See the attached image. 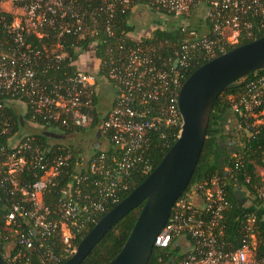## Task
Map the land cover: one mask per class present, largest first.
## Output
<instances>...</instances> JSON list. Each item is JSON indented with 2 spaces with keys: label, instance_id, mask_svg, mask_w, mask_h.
Here are the masks:
<instances>
[{
  "label": "built area",
  "instance_id": "built-area-1",
  "mask_svg": "<svg viewBox=\"0 0 264 264\" xmlns=\"http://www.w3.org/2000/svg\"><path fill=\"white\" fill-rule=\"evenodd\" d=\"M120 6L124 8L119 9ZM201 8L204 9L201 10L202 20L209 24L204 27V31L207 33L210 30L212 36L201 37L196 30H188L189 18ZM119 10L121 13L130 10L131 17L141 16L143 11L181 19V28L193 39L182 46L183 51L175 62V70L157 68L153 56L143 45L128 48L120 46L119 42L115 46L113 42L108 45L111 50L108 75L116 84V97L100 127V133L110 136L113 145L122 150L123 155L109 168L106 167L105 156L97 157L91 162L90 168L92 172L107 178L105 184L99 183L100 193L114 202L118 200L119 182L143 161L142 153L148 144L149 131L160 130L164 125L181 129L178 96L182 85L181 73L177 68L186 63L189 52L200 49L206 54H213L224 51L227 44H237L242 32H247V36L251 37L254 28L252 21L246 18L249 13L253 18H260L256 26L264 33V0H0V110L7 105L15 108L16 103L27 106L20 99L25 97L39 116L54 121L60 120L63 115L68 116L75 126L86 128L91 121L88 109L93 107L90 97L99 78H103L99 76L100 59L93 49L101 44L104 37H115L113 21L118 17ZM49 31L58 38L78 37L75 43L77 47H82L79 42L88 39L87 48L92 49V53L83 52L76 61V75L60 85L49 86L38 78L35 64L40 52L32 50L26 41V35L41 37ZM138 37L135 33L126 36L134 40ZM64 46L57 44V49L51 51L53 59L62 61L67 58ZM114 47L120 48L116 59L112 55ZM84 54L90 55V61L98 65L94 71L81 68ZM116 63H121V66ZM263 90L264 75L252 83L247 96L233 108L241 110L247 117L253 115L262 106ZM167 96L168 107L153 116L152 112L160 107L154 108L152 102L156 103L161 97L166 99ZM65 119L61 121L62 124H66ZM10 131L5 123L1 134ZM22 133L10 136L6 146L0 147V190L11 186L28 197L31 204V207H27L14 203L7 215L9 224H16L18 218L32 222V229L21 233L16 245L31 250L35 237L50 236L60 228L65 244L64 254L74 255L77 247L73 240L76 237L69 224L85 225L80 217L83 207L78 200L79 195L69 193L63 200L62 222L51 220L49 209L42 205L44 191L52 178L60 173L65 161L63 158L49 161L42 148L35 146L33 134ZM30 162L44 172L32 185L31 192L21 186L18 180ZM200 189L203 190L201 194L198 193ZM194 196L199 198L200 204L192 200ZM92 206L93 214L85 211L88 213L86 221H93L96 213L105 211L101 203H92ZM229 207L230 202L226 199L224 185L219 178L215 177L210 184L195 187L187 198L176 202L168 224L156 237L155 248L164 249L174 243L180 244L191 252L185 264H264V260L253 259L248 243L235 251L225 248L221 237L224 235V212ZM255 223V218L249 217V230H254ZM254 234L251 235L253 240ZM2 238L8 240L6 235Z\"/></svg>",
  "mask_w": 264,
  "mask_h": 264
},
{
  "label": "trees",
  "instance_id": "trees-1",
  "mask_svg": "<svg viewBox=\"0 0 264 264\" xmlns=\"http://www.w3.org/2000/svg\"><path fill=\"white\" fill-rule=\"evenodd\" d=\"M87 6L89 3L86 4ZM124 8L120 6L119 9ZM156 12V10H154ZM164 19V27H154L148 30L149 34L140 35L137 39L126 38L128 33H137V27L132 22L130 10L121 13L119 10L118 17L113 21L115 29V37H104L101 44L93 49L96 57L100 59L99 76L108 81L115 89V82L108 75V68L111 66L108 62L109 52L108 45L113 42H119L125 48L143 45L148 49L154 58V64L157 68H172L175 70V62L181 57L182 46L193 38L184 32L180 23L173 21V17L165 14L161 15ZM160 16V17H161ZM246 18L252 21L253 35L247 36V32H242L237 44H227L224 51H217L213 54H206L203 50H195L189 52L186 63L177 68L181 73V85L189 78V76L200 66L208 61L230 51L238 46L250 43L262 36L264 33L257 28L259 17H254L249 13ZM171 19V22H169ZM169 22V23H168ZM200 27L189 26L188 30L194 29L199 36H212L209 30L202 34L204 27L209 24L203 20L199 22ZM211 27V26H210ZM78 37L58 36L52 32H46L41 37L33 34L26 35V41L30 43L31 49L40 52L37 58L35 70L38 78L44 83L51 85L63 84L66 80L74 77L78 71L76 61L80 55L85 52L92 53V49L87 48L88 39L79 42L82 47L75 46ZM106 42V43H105ZM57 44H64V51L68 56L62 61L53 59L51 51L57 49ZM120 48H112L114 59L118 58ZM178 53V55H177ZM121 66V63H116ZM123 67V66H122ZM264 75V70L252 73L246 77L233 83L226 91H224L215 101L211 113V123L208 130L207 138L203 147V151L194 172L192 180L186 192L179 198H187L195 187H199L204 183H209L216 177L222 181L225 190L226 199L230 202V207L224 212V235L221 241L225 244V248L235 251L248 243L252 250L253 259L256 261L264 260V180L259 174L258 169H264V122H258L261 113L264 112V90L262 97V106L254 111L253 115L242 113L241 110H235L233 106L240 104L247 96L252 88V83ZM100 80V78H99ZM92 108H89L91 121L86 128H80L74 125L68 116H62L58 121L50 120L44 116H39L34 109L31 108L27 98L22 97L23 103L27 106L22 114L17 112L11 105H7L5 109L0 110V147L6 146L8 138L14 134H21L27 130L23 125L21 118L29 125L43 128L39 133H32L35 146H39L46 154L49 161L53 158H63L64 167L60 173L52 178L47 189L43 193L42 205L50 211V219L59 222L64 221L62 215V203L67 194L74 196L79 195V202L82 205L80 213L84 226L69 224L75 240L74 246L86 237L93 227L102 219V217L112 210L118 203L125 199L138 185H140L148 176V174L158 166L166 153L176 142L180 128L172 125H164L160 130H150L148 133V144L145 145L142 153L143 161L139 162L131 174L124 176L119 182L121 187L118 190V200L112 201L110 198L100 193L99 183L105 184L107 181L104 175L91 171V162L93 159L105 156L106 167H111L113 163L123 155V151L117 149L110 140V136H103L100 133V127L105 120L98 110L99 96L96 94V88L93 89ZM155 109L153 116L164 111L169 105V98L161 97L159 101L152 102ZM242 109V107H240ZM160 111V112H159ZM234 112L237 116L239 126L241 128V142L238 144L236 152L232 155L224 146L225 135L220 124L219 118L224 117L227 112ZM151 114V115H152ZM258 115V117H255ZM66 118V119H65ZM66 120V124H62V120ZM8 124L11 131L7 134H1ZM220 125V126H219ZM88 130H96L97 138L107 139L109 146L104 149L96 150L85 162L81 157V150H76L74 146L67 145L62 139H54L45 134V132H56L67 136L79 134ZM99 134V135H98ZM83 163H86L83 167ZM44 172L40 170L36 164L29 163L25 166L24 171L18 177L19 184L27 187L31 192L32 185L43 176ZM125 185V187H124ZM239 187L245 193L242 204L238 202L235 188ZM80 191V194H77ZM203 190L200 189L202 193ZM88 197V198H86ZM28 197L23 196L19 191L13 190L11 186H6L0 190V255L5 258L9 264H63L73 256L64 254L65 244L62 240V231L60 228L53 232L50 236L41 238L35 237L34 247L26 250L16 245L18 236L21 233L28 232L32 229V222L29 220L18 218L16 224L7 222V215L11 205L20 203L24 206L31 207L27 200ZM92 203H101L105 207L102 213H96L94 220L86 221L88 213H94ZM143 207H139L131 211L125 216L112 230H110L104 238L95 246L88 257L82 264H107L113 260L122 250L127 241L137 217ZM88 209V210H86ZM87 211L88 213H86ZM253 217L256 220L254 230H249L248 220ZM255 233V240L251 235ZM8 236V240L4 241L3 236ZM15 239V240H14ZM189 239V237H188ZM10 245L13 246L12 250ZM190 251L174 243L171 246L160 249L155 248L148 264H185L190 256ZM7 255V257H5ZM57 259H61L58 261Z\"/></svg>",
  "mask_w": 264,
  "mask_h": 264
},
{
  "label": "water",
  "instance_id": "water-1",
  "mask_svg": "<svg viewBox=\"0 0 264 264\" xmlns=\"http://www.w3.org/2000/svg\"><path fill=\"white\" fill-rule=\"evenodd\" d=\"M261 70H264V36L227 51L195 70L179 92L182 125L174 145L146 179L102 217L63 264H82L104 236L141 204L143 207L122 250L107 264H148L156 237L168 224L176 202L188 189L197 169L215 101L233 83ZM21 120L30 133L42 131ZM45 134L58 140L66 138L56 132ZM235 192L242 204L245 193L239 187ZM0 264L9 263L0 255Z\"/></svg>",
  "mask_w": 264,
  "mask_h": 264
},
{
  "label": "rangeland",
  "instance_id": "rangeland-1",
  "mask_svg": "<svg viewBox=\"0 0 264 264\" xmlns=\"http://www.w3.org/2000/svg\"><path fill=\"white\" fill-rule=\"evenodd\" d=\"M201 10L204 9H199V11H196L194 15L189 18V26H195V27H200L199 22L202 20L201 16ZM141 16L133 15L132 16V22L134 25L137 27V33L138 35H144V34H149L148 30L154 27H164V19L163 17H160L159 15H155L154 13L149 12H143L142 11ZM175 22H182L181 19H173ZM169 22H171V19H169ZM168 22V23H169ZM201 28V27H200ZM206 32H202L204 34ZM233 43V42H232ZM88 55V54H87ZM84 54L81 58V68H84L89 71H94L98 65L96 63H92L90 61V55L87 56ZM97 93L99 96V104H98V110L102 116H106V114L109 112L111 109L113 102L116 97V89L108 83V81L104 80L103 78H100L97 84ZM15 109L17 112L22 114L25 112L26 107L21 104V103H16L15 104ZM255 117H258V115H255ZM260 118H263L259 120L258 122H264V113H261ZM220 124L222 126V130H224V135L227 137L232 138L230 140L231 142L229 144L225 143V146H228L230 149V154L232 155L233 153L236 152V149L238 148V144L241 142V128L238 123L237 116H235L234 112H227L225 113L224 117L219 118ZM29 124V123H28ZM220 126V125H219ZM232 132H236V134H232ZM30 133L29 131L25 130L23 131L22 134H28ZM240 136V139H239ZM240 140V141H239ZM63 141L67 145L74 146L76 150H81V157L84 158V161L86 162L88 158H90L92 155L96 153V150L101 149L104 150L106 149L109 144L108 141L105 138H97V131L96 130H88L79 134H75L72 136H67ZM229 141V140H228ZM234 142V144H233ZM86 163H83V167L85 166ZM259 174H261L263 180H264V169L259 168L258 169ZM264 191V190H263ZM200 203V201H199ZM15 240V239H14ZM13 246L10 245V249L12 250ZM7 257V255L5 256Z\"/></svg>",
  "mask_w": 264,
  "mask_h": 264
},
{
  "label": "flooded vegetation",
  "instance_id": "flooded-vegetation-1",
  "mask_svg": "<svg viewBox=\"0 0 264 264\" xmlns=\"http://www.w3.org/2000/svg\"><path fill=\"white\" fill-rule=\"evenodd\" d=\"M232 134L234 135V134H236V132H232ZM226 137V139H225V142H224V144L225 143H227V144H229L231 141L230 140H232V138H230V137H227V136H225ZM239 139H240V136H239ZM229 140V141H228ZM240 141V140H239ZM233 144H234V142H233ZM225 146V145H224ZM226 148H227V151L228 152H230V149L228 148V146H225Z\"/></svg>",
  "mask_w": 264,
  "mask_h": 264
},
{
  "label": "crops",
  "instance_id": "crops-1",
  "mask_svg": "<svg viewBox=\"0 0 264 264\" xmlns=\"http://www.w3.org/2000/svg\"><path fill=\"white\" fill-rule=\"evenodd\" d=\"M99 138H100V137H99ZM242 192H243V191H242ZM192 200H193L196 204H200V203H201V202L199 203L200 200H199V198H198L197 196H194V197L192 198Z\"/></svg>",
  "mask_w": 264,
  "mask_h": 264
}]
</instances>
